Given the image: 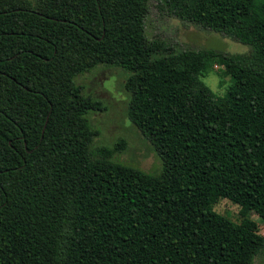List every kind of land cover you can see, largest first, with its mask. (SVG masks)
I'll return each instance as SVG.
<instances>
[{
    "label": "trees",
    "instance_id": "obj_1",
    "mask_svg": "<svg viewBox=\"0 0 264 264\" xmlns=\"http://www.w3.org/2000/svg\"><path fill=\"white\" fill-rule=\"evenodd\" d=\"M152 1L0 0V264H254L264 251V0H167L246 54L175 52L145 35ZM217 61L232 84L202 78ZM127 72L128 120L162 162L91 149L103 111L76 78ZM226 199L235 223L212 210Z\"/></svg>",
    "mask_w": 264,
    "mask_h": 264
},
{
    "label": "rangeland",
    "instance_id": "obj_2",
    "mask_svg": "<svg viewBox=\"0 0 264 264\" xmlns=\"http://www.w3.org/2000/svg\"><path fill=\"white\" fill-rule=\"evenodd\" d=\"M145 35L150 41H159L175 52L208 49L220 54L234 55L250 51L247 45L180 20L168 6L167 0L150 3L145 20ZM126 77L127 72L123 69L98 67L75 80L105 108L90 115L92 126L99 131L91 149L96 152L98 148L112 147L118 140L123 139L125 149L114 153L112 159L148 174L157 175L162 169L160 158L126 115L129 101V94L124 89ZM202 81L216 96H223L232 84L230 77L223 74V67L217 61L212 62L211 69ZM212 210L235 223L242 220L240 207L226 199L219 200L212 206ZM249 217L255 222L258 234L264 237V221L253 213ZM254 264H264V251L255 258Z\"/></svg>",
    "mask_w": 264,
    "mask_h": 264
}]
</instances>
